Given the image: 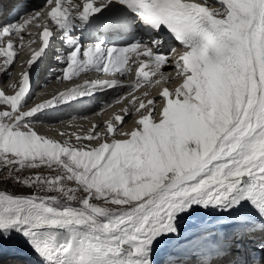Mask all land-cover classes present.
Returning a JSON list of instances; mask_svg holds the SVG:
<instances>
[{"label": "snow or ice", "instance_id": "6c2138e0", "mask_svg": "<svg viewBox=\"0 0 264 264\" xmlns=\"http://www.w3.org/2000/svg\"><path fill=\"white\" fill-rule=\"evenodd\" d=\"M85 27L136 38L84 44ZM57 37L72 86L32 104ZM93 72L110 78L76 82ZM0 73V264H264V0H44L0 26ZM103 90L120 106L103 121L36 130Z\"/></svg>", "mask_w": 264, "mask_h": 264}, {"label": "bare ground", "instance_id": "6f19581e", "mask_svg": "<svg viewBox=\"0 0 264 264\" xmlns=\"http://www.w3.org/2000/svg\"><path fill=\"white\" fill-rule=\"evenodd\" d=\"M13 3H15V0H0V5H4L6 9H10ZM9 15L10 14L6 12L3 16H0V19L7 18ZM55 43L56 47L54 50L48 53L46 58H42V61L34 66L33 95L35 99L32 100V104L42 102L50 98L51 95L62 91L59 88L55 89L51 83L55 80V76L59 74L58 69L60 67L58 62L54 59V56L57 52L66 53L67 45L59 40V37H57ZM33 47H38V44L33 45ZM28 57H24L22 52V55L19 57L20 62L16 64L12 72L13 81L18 80L19 73L23 70L21 65L25 64ZM44 74H47V78H45L47 80L43 86H40ZM132 77L135 78L134 75ZM122 81L124 83H129V81L125 79ZM8 82V76L4 73H0V87H3ZM7 91L11 94L10 90ZM126 91V89H121L120 93H126ZM117 94V90H103L97 92L94 97H84L81 98L80 101L71 102L70 106L61 105L57 109L50 110V115L44 117L42 123L36 124V130L40 134L63 141L67 139V136H60V132H83L90 128L92 123L103 121L111 112L119 111V105H114L112 108L107 107V103L112 101ZM101 109H103V111H101ZM97 112H100V115H96L95 113ZM72 113L76 115L74 120L73 117H70ZM254 239H258V237H254Z\"/></svg>", "mask_w": 264, "mask_h": 264}, {"label": "rangeland", "instance_id": "374dc122", "mask_svg": "<svg viewBox=\"0 0 264 264\" xmlns=\"http://www.w3.org/2000/svg\"><path fill=\"white\" fill-rule=\"evenodd\" d=\"M45 78H47V74H44V78L42 79V81L40 80L42 82V84L40 86H43V84H45V82L47 80ZM34 99H35V97H34ZM75 116H76L75 113H72V115H70V117H75ZM45 174H49V173H47V171L45 170ZM0 189H9V190L12 189L11 183L4 181L2 176H0Z\"/></svg>", "mask_w": 264, "mask_h": 264}]
</instances>
